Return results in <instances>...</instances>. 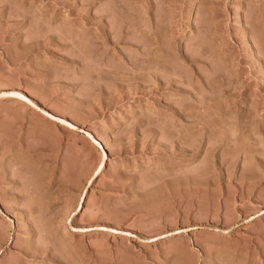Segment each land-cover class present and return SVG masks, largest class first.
Returning a JSON list of instances; mask_svg holds the SVG:
<instances>
[{
    "label": "rangeland",
    "instance_id": "1",
    "mask_svg": "<svg viewBox=\"0 0 264 264\" xmlns=\"http://www.w3.org/2000/svg\"><path fill=\"white\" fill-rule=\"evenodd\" d=\"M6 90L0 264H264V0H0Z\"/></svg>",
    "mask_w": 264,
    "mask_h": 264
},
{
    "label": "bare ground",
    "instance_id": "2",
    "mask_svg": "<svg viewBox=\"0 0 264 264\" xmlns=\"http://www.w3.org/2000/svg\"><path fill=\"white\" fill-rule=\"evenodd\" d=\"M13 93L15 95H13ZM21 96L24 98L23 100L19 99V97H21ZM9 98L24 101L27 103V105L32 106V107L37 109V107L35 106V103L32 100H30L29 96H26L25 94H23L19 91H10V90L0 91V99H9ZM55 119L61 120L59 118H55ZM61 121H63V120H61ZM66 124H68L72 128H75V126L73 124H69V123H66ZM92 141H94V143L97 144V146L99 147V150L101 151V154L104 157L106 155V148H105L106 145L102 144L101 142L97 141L94 138H92ZM104 163H105V161L103 162L102 160L98 163L96 168L93 170V173L91 174V176L87 180V186H89V183L93 179H95L97 177V175H99L103 171V169L105 167Z\"/></svg>",
    "mask_w": 264,
    "mask_h": 264
},
{
    "label": "snow or ice",
    "instance_id": "3",
    "mask_svg": "<svg viewBox=\"0 0 264 264\" xmlns=\"http://www.w3.org/2000/svg\"><path fill=\"white\" fill-rule=\"evenodd\" d=\"M13 95H15V94L13 93ZM19 99L23 100L24 98L21 96V97H19Z\"/></svg>",
    "mask_w": 264,
    "mask_h": 264
}]
</instances>
